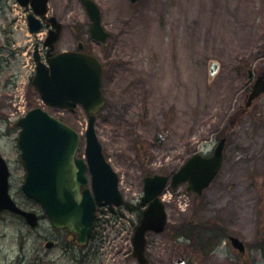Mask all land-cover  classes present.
Wrapping results in <instances>:
<instances>
[{
    "label": "rangeland",
    "instance_id": "1",
    "mask_svg": "<svg viewBox=\"0 0 264 264\" xmlns=\"http://www.w3.org/2000/svg\"><path fill=\"white\" fill-rule=\"evenodd\" d=\"M95 1L104 25L112 22L116 35L122 22L118 17L127 22L126 43L113 39L86 48L106 66V105L97 115L95 133L124 197L138 206L145 176L170 175L192 155H210L223 129L228 138L223 167L201 196L187 193L185 185L167 186L162 197L167 228L148 237L150 263L175 264L181 256L184 264H264V94L238 125H229L252 85L247 71L255 77L264 72V0ZM49 8L63 14L67 28L87 25L81 0H49ZM114 17L119 20L110 21ZM34 41L25 11L13 1L0 2V154L12 173V198L40 215L39 207L21 193L24 170L16 122L40 107L79 134L82 154L87 116L80 107L70 113L40 101L30 84ZM59 47L73 46L65 40ZM124 60L131 66L127 64V84L121 85ZM212 62L218 68L210 77ZM124 215L119 226L124 233L119 231L130 252L137 214ZM190 221L200 225L198 231H186ZM113 225L105 229L111 233V244L108 240L103 251L106 261H112L119 244ZM211 232L219 236L209 238ZM229 236L246 245L245 254L231 248ZM63 239L45 218L30 229L24 220L2 214L0 264H70L62 245L49 252L44 248L48 240ZM128 264H136L130 255Z\"/></svg>",
    "mask_w": 264,
    "mask_h": 264
},
{
    "label": "water",
    "instance_id": "2",
    "mask_svg": "<svg viewBox=\"0 0 264 264\" xmlns=\"http://www.w3.org/2000/svg\"><path fill=\"white\" fill-rule=\"evenodd\" d=\"M17 1L22 6H27L30 1L36 14L43 15L46 12L48 0ZM136 1L138 0H131L132 3ZM83 3L92 21L90 27L92 37L105 42L107 35L100 26L98 8L91 0H83ZM28 21L32 32L39 30L38 21L33 16H29ZM49 21L55 26L54 19ZM35 60L37 67L32 84L43 102L53 108L69 110L80 104L88 114L86 157L92 175L95 201L110 208L112 204H123L117 190V175L105 162L94 132V114L104 104L101 92V65L95 57L79 52L59 54L48 60V67L37 57ZM216 69L217 64L213 63L210 68L211 76ZM263 93L264 75L256 79L247 97L246 106H250ZM17 125L21 128L18 144L27 171L22 187L23 193L42 206L52 227L76 233L78 241L84 243L86 236L91 234L95 201L88 190H84L82 195L79 192L80 186L87 184L85 176L87 165L79 160L73 161L79 145L77 133L39 108L29 111L17 122ZM223 147L224 140L218 144L212 157L203 158L200 155L191 157L172 176L171 186L175 188L187 183V192L201 195L221 168ZM144 182V197L141 205L148 204V206L142 212L132 239L133 256L138 264H149L145 257L146 233L149 231L161 233L166 224L164 205L158 197L163 192L168 178L153 176L146 178ZM124 204L127 206L126 203ZM2 210L23 216L31 227L38 224L35 214L20 210L11 201L8 195L6 166L0 157V211ZM230 241L235 249L244 252L242 242L236 238H230ZM46 246L49 248L52 243ZM177 264H183V260L178 259Z\"/></svg>",
    "mask_w": 264,
    "mask_h": 264
},
{
    "label": "flooded vegetation",
    "instance_id": "3",
    "mask_svg": "<svg viewBox=\"0 0 264 264\" xmlns=\"http://www.w3.org/2000/svg\"><path fill=\"white\" fill-rule=\"evenodd\" d=\"M27 16L30 15L31 10L29 8L25 9ZM62 14V13H61ZM60 12L52 11L50 8L48 9V13L46 18L54 17L61 25L59 30L58 39L54 44V50L51 53L52 55L65 52V51H72L76 50L78 44H83V51L87 52L86 48L87 45L90 43H94L90 40L89 36V22L87 21V26L78 27L74 29H70L65 27V23H63L61 19ZM117 14V13H116ZM63 15V14H62ZM118 18H122L121 16ZM117 17H114V20L110 21H118ZM47 19H41L40 25L41 29L38 35L35 36V41L33 43V49L39 48V54L42 60H46L51 54H48V50L43 46L45 40L48 38L50 33L53 32L51 27L47 26ZM102 22L104 21L103 15L101 13ZM113 23L110 22L108 25H104V29L109 33V40H116V42L122 37V30L117 35L114 33ZM115 29V28H114ZM40 36V37H39ZM118 36V38L116 37ZM68 41L73 47L72 48H60L59 45L64 41ZM96 43V42H95ZM94 43V44H95ZM81 158V156H79ZM11 182V174L9 178ZM105 210L97 207L96 208V218L94 220V230L92 236L87 239L86 245L82 246L77 243L76 237L72 234L66 233V237L63 240L57 241L58 244L62 245L63 247V255L64 257L68 258L70 264H108L101 259V253L99 249L102 247L103 243L105 242V236L103 235L102 231L100 230L101 225V216ZM56 243V244H57ZM51 264V263H49ZM53 264V263H52ZM114 264H128V261H121Z\"/></svg>",
    "mask_w": 264,
    "mask_h": 264
},
{
    "label": "bare ground",
    "instance_id": "4",
    "mask_svg": "<svg viewBox=\"0 0 264 264\" xmlns=\"http://www.w3.org/2000/svg\"><path fill=\"white\" fill-rule=\"evenodd\" d=\"M126 27H127V22L125 21V23H124V30H123V32H122V37H121V41H120V43H126L127 42V40H128V38H126L127 37V31H126ZM127 64L129 65V67L131 66V63L129 62V61H127V60H124V67H123V70H122V74H121V85L125 82L126 83V79H127V77H128V75H127V70H126V68H127ZM127 84V83H126Z\"/></svg>",
    "mask_w": 264,
    "mask_h": 264
},
{
    "label": "trees",
    "instance_id": "5",
    "mask_svg": "<svg viewBox=\"0 0 264 264\" xmlns=\"http://www.w3.org/2000/svg\"><path fill=\"white\" fill-rule=\"evenodd\" d=\"M239 116L240 115H236L233 119H232V122L233 123H236L237 122V120H238V118H239ZM199 228H200V225L199 224H197V223H194V221H190V225L188 226V227H186V231L189 233V231H191V232H196V231H198L199 230ZM206 228V227H205ZM196 229H198V230H196ZM207 229H209V230H212L211 228H206V230ZM215 230V229H214ZM208 232V231H207ZM197 234H200V232L199 233H197ZM219 236V234H217L216 236L214 235V233L213 232H211L209 235H208V237L209 238H217Z\"/></svg>",
    "mask_w": 264,
    "mask_h": 264
}]
</instances>
